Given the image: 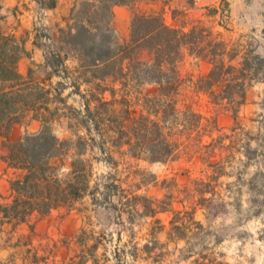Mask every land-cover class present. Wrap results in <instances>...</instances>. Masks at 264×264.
Returning a JSON list of instances; mask_svg holds the SVG:
<instances>
[{
    "label": "trees",
    "instance_id": "trees-1",
    "mask_svg": "<svg viewBox=\"0 0 264 264\" xmlns=\"http://www.w3.org/2000/svg\"><path fill=\"white\" fill-rule=\"evenodd\" d=\"M33 1L41 10H53L59 0ZM175 1L178 4L173 6ZM178 1L183 0H74L57 38L45 34L46 41L40 44L36 36L34 44L43 50L44 62H32L26 74L19 71L21 58L31 57L25 49L26 39L8 30L2 24L5 17H0V138L4 139L0 147L5 151L2 158L14 169L10 199L0 201V227L11 225L7 238L11 242L18 228L28 225V232L11 243L13 261L101 264L96 252L103 243H91L93 235L84 228L74 237L77 249L66 244L74 254L60 260L55 255L59 249L56 242L37 230L40 220L54 211L75 209L86 197L109 209L122 205L117 218L125 212L129 224L140 209L142 217L152 218L172 212L167 240H187L185 215H194L206 193L215 194L211 180L222 174L218 164L208 165L215 168L211 173L205 171L208 181L190 179L187 191L196 205L191 212H184L171 209L175 178L162 181L166 194L161 200L139 194L149 181H137L142 171L133 170L129 159L191 166L197 159L209 162L220 146L219 139L208 143L203 139L217 129L216 119L194 107V96L204 95L217 111L237 117L252 85L264 83V53L253 43L227 39L223 32H215L192 16L196 0H186L187 6ZM139 3L160 7L134 12L129 38L121 43L113 28V9ZM225 6L228 8V3ZM205 8L206 16L218 12ZM168 14L171 23L166 20ZM143 53L148 54L147 60ZM185 53L209 62V72L194 81L184 77L179 64ZM37 75L42 79L36 81ZM55 77L58 80L49 87L46 83ZM190 88L191 95L186 92ZM66 90L68 94L61 98ZM74 94L79 97L80 109L60 107ZM27 118L38 121L39 130L10 140L13 126ZM55 123L63 124L70 136L59 137ZM96 162L109 168L103 181L94 180ZM152 178L156 181L155 175ZM155 223L159 231L149 232L153 238L165 230L159 218ZM195 225L203 228L200 222ZM156 247L158 242L149 239L141 250L134 244L126 253L135 262L140 251L147 259ZM119 254L114 253L113 264H126ZM103 261L111 259L105 256Z\"/></svg>",
    "mask_w": 264,
    "mask_h": 264
},
{
    "label": "rangeland",
    "instance_id": "rangeland-1",
    "mask_svg": "<svg viewBox=\"0 0 264 264\" xmlns=\"http://www.w3.org/2000/svg\"><path fill=\"white\" fill-rule=\"evenodd\" d=\"M0 0V17H5L2 24L8 30L15 31L20 26L19 34L26 40L38 42L46 41L44 35L57 38L59 29L68 21L70 9L74 0H63L57 10L49 12L41 10L35 5L26 4L22 0ZM179 2V1H178ZM196 10L190 12L192 16L202 19L207 25L212 26L215 32H223L224 36L232 41L239 40L241 44L253 43L260 53H264V0H196ZM187 6L186 0L179 2ZM228 3V8H226ZM16 5L15 7L13 5ZM177 1L173 6H176ZM216 8L217 14L206 16L208 9ZM160 5H147L139 3L133 6H116L113 9V28L121 43L129 38L130 23L134 12L150 11L158 9ZM171 23L169 14L166 17ZM179 24V23H178ZM17 33V30H16ZM42 50V49H41ZM35 58L22 60L19 68L22 72L30 66L31 62L42 61L41 52H34ZM142 58L147 60L148 54L143 53ZM184 77L193 81L206 75L211 65L207 61H201L185 56L179 64ZM42 79L37 75L36 81ZM57 77L46 84L54 86ZM66 90L61 98L68 94ZM187 94H192V89H187ZM78 95H72L67 102L60 107L71 105L81 108ZM194 107L207 117L216 119V130L212 136H205L204 143L212 138L219 139L209 162L197 159L195 165L184 162L161 164L148 163L143 160H130L133 170L142 171L138 179L148 182L138 191L139 194L152 199L161 200L166 194L162 181L175 178V198L171 209L173 211L191 212L196 205V199L190 198L188 191L190 179L207 180L205 171H215L210 163L218 164L217 169L222 173L217 179L211 180V186L215 194L206 193V200L196 206L194 215H185L188 221L187 240H167L166 231L173 213H160L156 218L165 225L164 232H158L155 239L149 235L159 228L155 223L156 218L141 215V209L135 217L134 223H128V214L121 212L117 218L118 209L96 206L91 203L90 197H86L75 209L67 211L61 209L54 211L47 219L40 222L38 230L47 233L56 242L59 249L56 250V259L68 257L77 249L75 235L82 229L93 235L91 243L98 240L103 245L96 252L101 264H113L114 253H120V258L126 264H264V83L257 82L252 85L247 94L246 103L240 108L237 117L225 111H217L204 95L194 96ZM54 107V106H53ZM65 121H63V124ZM55 123L53 128L59 137L70 136L64 125ZM14 138H21L27 134L24 122L15 125ZM40 125L31 127L29 131L39 129ZM131 169V170H132ZM189 169L190 172H186ZM132 170V171H133ZM109 171L103 162H96L94 180L103 181L102 175ZM152 175L156 181H152ZM143 181V180H142ZM166 185H172L167 182ZM123 187H126L123 184ZM187 187V188H186ZM109 207V206H108ZM111 207V206H110ZM193 219V220H191ZM195 222H200V229ZM120 236V239H119ZM152 239L158 242V248L149 258H144L140 251L139 258L133 262L127 251L135 244L138 249ZM133 244V245H132ZM125 252V254H124ZM111 261L104 262L105 256Z\"/></svg>",
    "mask_w": 264,
    "mask_h": 264
},
{
    "label": "crops",
    "instance_id": "crops-1",
    "mask_svg": "<svg viewBox=\"0 0 264 264\" xmlns=\"http://www.w3.org/2000/svg\"><path fill=\"white\" fill-rule=\"evenodd\" d=\"M22 0H18V2L16 1V5L19 4V2H21ZM63 0H59L58 1V5H60L62 3ZM30 4V5H35L37 6V4L33 1V0H27L26 4ZM15 4L13 5L14 7L16 6ZM38 7V6H37ZM58 7V6H57ZM57 7L53 10H46L49 12H54L57 10ZM116 7V6H115ZM19 29L20 26H17L16 30H17V34H19ZM15 30V32H16ZM25 49L30 52L31 57H26V59L28 60H33L35 58L34 56V52H41L42 54V61L39 63H43L44 62V56H43V50H41V48L35 46L34 44V40L32 39H28L25 41ZM24 59L21 58L20 63L22 62V60ZM32 63V62H31ZM35 63V62H34ZM31 65V64H30ZM29 67L26 68L25 72H22L19 68V71L22 74H26L27 70ZM25 127L27 128V133H34L37 132L39 129H36L34 131H29L31 127H34L35 125H40V123L38 121L35 120H30V118L26 119V121L24 122ZM15 125L13 126L10 135H9V139L10 140H18L19 138H14V130H15ZM40 128V127H39ZM4 139L0 138V144L2 143ZM5 151L3 150V148L0 147V201L2 202H8L10 199V195H11V185H10V180L14 177V169H12L11 167L8 166V164L4 161V159L2 158V156L4 155ZM50 216V215H49ZM48 216V217H49ZM48 217H46L45 219H47ZM43 219V220H45ZM40 220L37 223V230L38 227L40 225V222L43 221ZM10 230H11V225L9 224H4L3 226L0 227V264H20V260L19 258L16 259V261L12 260V255L15 252V248H13L11 246V243L15 242L17 237L22 234V233H27L28 232V225L23 224L21 225L18 230L16 231V233H14V238L12 239V241L10 242L7 238L10 234ZM39 233H42L38 230ZM42 234H47V233H42ZM48 235V234H47Z\"/></svg>",
    "mask_w": 264,
    "mask_h": 264
}]
</instances>
